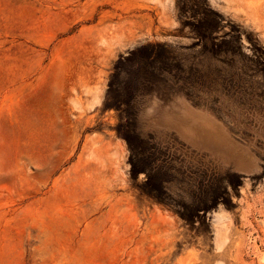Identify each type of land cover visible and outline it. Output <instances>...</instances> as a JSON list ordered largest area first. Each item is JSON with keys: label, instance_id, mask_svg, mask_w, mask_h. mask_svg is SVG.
<instances>
[{"label": "rangeland", "instance_id": "374dc122", "mask_svg": "<svg viewBox=\"0 0 264 264\" xmlns=\"http://www.w3.org/2000/svg\"><path fill=\"white\" fill-rule=\"evenodd\" d=\"M0 264H264V0H0Z\"/></svg>", "mask_w": 264, "mask_h": 264}]
</instances>
